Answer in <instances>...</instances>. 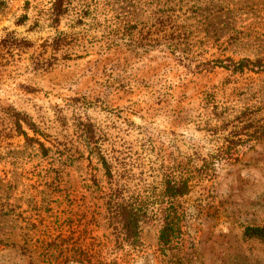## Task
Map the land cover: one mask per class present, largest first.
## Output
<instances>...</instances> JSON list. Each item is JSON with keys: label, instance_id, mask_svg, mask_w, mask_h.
Wrapping results in <instances>:
<instances>
[{"label": "rangeland", "instance_id": "1", "mask_svg": "<svg viewBox=\"0 0 264 264\" xmlns=\"http://www.w3.org/2000/svg\"><path fill=\"white\" fill-rule=\"evenodd\" d=\"M263 126L264 0H0V264H264Z\"/></svg>", "mask_w": 264, "mask_h": 264}, {"label": "trees", "instance_id": "2", "mask_svg": "<svg viewBox=\"0 0 264 264\" xmlns=\"http://www.w3.org/2000/svg\"><path fill=\"white\" fill-rule=\"evenodd\" d=\"M242 66H246L245 61L239 63V67ZM261 134H264V126L262 127ZM109 175L111 176L108 171L107 176ZM160 185L158 184L155 187L156 192H152L153 196L151 197H153V201L145 200L142 197H134L131 199L132 201L118 200L121 190L117 188L112 189V193L107 196V207L112 217L120 223L124 233V240L128 244L136 245L138 243L139 226L146 220L149 207H155V205H160L161 203H166V205L161 209V225L158 233L159 244L164 248H170L176 245L175 241L181 237L183 233L181 224L182 211L179 210L180 207L176 204V201L177 198L184 194L187 182L186 180L167 178ZM123 187L125 186L123 185ZM244 234L248 237L263 239L264 226H247Z\"/></svg>", "mask_w": 264, "mask_h": 264}]
</instances>
